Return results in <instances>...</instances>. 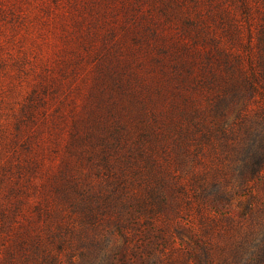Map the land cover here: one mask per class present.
I'll list each match as a JSON object with an SVG mask.
<instances>
[{
  "label": "trees",
  "instance_id": "obj_1",
  "mask_svg": "<svg viewBox=\"0 0 264 264\" xmlns=\"http://www.w3.org/2000/svg\"><path fill=\"white\" fill-rule=\"evenodd\" d=\"M209 11L180 38L148 25L101 56L82 40L27 97L22 121L55 135L47 156L26 140L1 167L0 264H103L129 229L139 249L166 247L154 219L227 215L251 191L264 169V0Z\"/></svg>",
  "mask_w": 264,
  "mask_h": 264
},
{
  "label": "rangeland",
  "instance_id": "obj_2",
  "mask_svg": "<svg viewBox=\"0 0 264 264\" xmlns=\"http://www.w3.org/2000/svg\"><path fill=\"white\" fill-rule=\"evenodd\" d=\"M211 1L0 0V171L2 166H15L17 156L27 155L21 145L26 140L33 144L32 154L47 156L55 134L46 126L35 134L39 124L22 121L26 116L22 108L45 78L60 75L61 61L72 58V47L88 40V52L101 56L110 47L132 45L134 36L144 35L148 25L180 38L184 20L196 12L207 15ZM69 79L77 82L72 75ZM54 102L49 100V111ZM19 122L22 130L17 131ZM43 160L50 164L47 157ZM250 185V192L234 197L227 215L205 219L193 209H183L170 218L154 219L157 228L149 234L158 241L167 236L166 247L154 243L152 251L139 249L141 236L129 229L128 246L110 252L103 264H264V169ZM116 237L118 243L125 239L121 234ZM64 264H70L67 257Z\"/></svg>",
  "mask_w": 264,
  "mask_h": 264
}]
</instances>
